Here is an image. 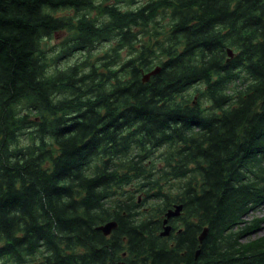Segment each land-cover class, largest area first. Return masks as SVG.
<instances>
[{"label": "trees", "instance_id": "obj_1", "mask_svg": "<svg viewBox=\"0 0 264 264\" xmlns=\"http://www.w3.org/2000/svg\"><path fill=\"white\" fill-rule=\"evenodd\" d=\"M122 2L0 0V263L264 264V0Z\"/></svg>", "mask_w": 264, "mask_h": 264}, {"label": "rangeland", "instance_id": "obj_2", "mask_svg": "<svg viewBox=\"0 0 264 264\" xmlns=\"http://www.w3.org/2000/svg\"><path fill=\"white\" fill-rule=\"evenodd\" d=\"M115 0H94L95 4H100V3H103L105 5H111V3H113ZM141 3H144V0H135V3L130 5V6H126L124 2H122L120 4V6H122L123 9H134L136 8L138 5H140ZM59 15L61 14H66V12L64 11H61L59 13H57ZM69 16H73L74 15V12H68L67 13ZM96 16V13L95 12H91V17H95ZM65 36L66 34L63 33V32H59V33H56L53 38L51 40L48 41V44L51 48H54L53 49V52L54 54H57V52L59 51L60 47H61V44L62 42L64 41L65 39ZM108 45L106 44H96L94 46V50L92 51V55L94 57H98L101 53H103L105 50L108 49ZM52 55V54H51ZM81 59H83V54L81 53H77V54H74L73 56L61 61L59 63V67L60 68H64L68 65H72L74 64L76 61H80ZM264 216V210L260 211L257 213V217H262ZM258 235H264V224L262 225V228L261 230L259 231ZM1 264V263H0Z\"/></svg>", "mask_w": 264, "mask_h": 264}, {"label": "water", "instance_id": "obj_3", "mask_svg": "<svg viewBox=\"0 0 264 264\" xmlns=\"http://www.w3.org/2000/svg\"><path fill=\"white\" fill-rule=\"evenodd\" d=\"M228 57L232 58L231 50H228ZM159 72H160V68L156 67L150 72L142 75V82L147 83L151 77L158 75ZM181 212H182V205H175L173 208L166 211V213L164 214V219L162 221V230L160 232V237L166 238L170 235L172 231V226L169 224V221L171 219L178 218ZM116 227H117V223L114 221H110L104 225L97 227L96 230L101 232L103 236L107 237L112 233L114 229H116ZM207 232H208L207 228L203 229V231L201 232L198 238L199 243H202L205 240L207 236ZM198 255H199V251L196 252L195 256L197 257Z\"/></svg>", "mask_w": 264, "mask_h": 264}]
</instances>
